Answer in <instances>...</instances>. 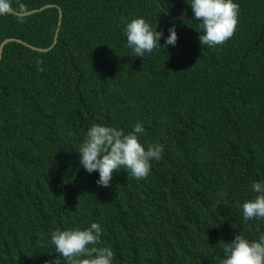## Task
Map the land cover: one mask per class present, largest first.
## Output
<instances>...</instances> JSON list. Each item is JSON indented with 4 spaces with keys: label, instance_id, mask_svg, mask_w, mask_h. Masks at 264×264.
Segmentation results:
<instances>
[{
    "label": "trees",
    "instance_id": "obj_1",
    "mask_svg": "<svg viewBox=\"0 0 264 264\" xmlns=\"http://www.w3.org/2000/svg\"><path fill=\"white\" fill-rule=\"evenodd\" d=\"M233 2L234 36L209 48L191 0H12L14 12L53 5L0 16V264L51 262L54 231L93 222L113 264H221L223 243L264 234V219L242 217L264 182V0ZM134 18L161 46L174 25L176 45L135 56ZM137 122L162 160L141 182L121 169L98 185L78 154L88 129Z\"/></svg>",
    "mask_w": 264,
    "mask_h": 264
},
{
    "label": "clouds",
    "instance_id": "obj_2",
    "mask_svg": "<svg viewBox=\"0 0 264 264\" xmlns=\"http://www.w3.org/2000/svg\"><path fill=\"white\" fill-rule=\"evenodd\" d=\"M190 6L193 19L199 21V28L202 30L198 37L201 45L215 48L234 36L239 23L238 3L233 0H191ZM14 11L12 0H0V16L12 14ZM17 21L23 23L24 15H17ZM168 32L165 44L161 46L158 41L163 32L154 30L143 18L132 19L124 28L127 46L140 58L157 48L168 45L174 47L178 39L175 26L170 27ZM41 64L42 61H37V69L42 72L44 69L40 67ZM140 108L144 121L155 117L156 112L149 105ZM130 127L132 131L127 134L122 129L100 124H94L88 129L78 154L80 164L86 172L99 173L96 181L98 185L110 187L113 174L121 169L141 182L140 180L148 177L151 162L162 160V143L151 141L145 148L140 142L139 136L145 132L143 122H137ZM163 134L168 135L165 131ZM252 190L256 193L255 198L242 204V217L245 221L264 219V182H253ZM218 195L223 197L226 191ZM102 235V227L96 222L83 230L75 228L54 231L51 234V243L58 255L46 264H62V261L63 264H113V250L107 246H98L101 245ZM223 244L226 258L221 264H264V234L256 240H249L239 233L232 241Z\"/></svg>",
    "mask_w": 264,
    "mask_h": 264
},
{
    "label": "water",
    "instance_id": "obj_3",
    "mask_svg": "<svg viewBox=\"0 0 264 264\" xmlns=\"http://www.w3.org/2000/svg\"><path fill=\"white\" fill-rule=\"evenodd\" d=\"M50 5H53V4H50V3L49 4H44V5L40 6V7H38V9H40L42 7L50 6ZM33 10H35V8L27 10V11H24V12H16V13L17 14H25V13H28V12L33 11ZM59 20H60V11L58 10V12H57V22L56 23H58ZM56 31H57V29L55 28L54 31H53L52 41H51L50 45L54 42ZM28 45L31 48H34V49H37V50H45L46 49V47L41 48V47H35L33 45H30V44H28Z\"/></svg>",
    "mask_w": 264,
    "mask_h": 264
}]
</instances>
